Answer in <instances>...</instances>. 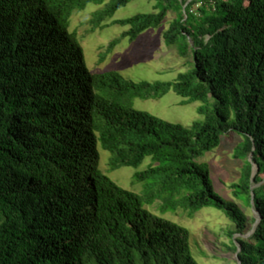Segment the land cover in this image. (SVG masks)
<instances>
[{
	"label": "trees",
	"instance_id": "trees-1",
	"mask_svg": "<svg viewBox=\"0 0 264 264\" xmlns=\"http://www.w3.org/2000/svg\"><path fill=\"white\" fill-rule=\"evenodd\" d=\"M131 1L0 0V264H197L188 229L145 204L189 215L214 206L240 233L243 211L199 161L230 131L244 137L235 158L252 154L234 187L261 217L249 239L238 238V264H264V0H153L156 12L101 25ZM89 3L102 5L96 27L128 26L121 37L130 41L174 12L164 38L179 56L192 54V68L154 82L91 72L68 30ZM170 90L202 101L204 121L184 126L132 105ZM98 145L111 170L149 158L134 174L142 195L101 171Z\"/></svg>",
	"mask_w": 264,
	"mask_h": 264
},
{
	"label": "rangeland",
	"instance_id": "rangeland-1",
	"mask_svg": "<svg viewBox=\"0 0 264 264\" xmlns=\"http://www.w3.org/2000/svg\"><path fill=\"white\" fill-rule=\"evenodd\" d=\"M202 1L196 4L200 7ZM102 5L89 3L84 9L75 10L70 17L68 30L75 31L84 55L87 68L93 73L109 70L118 71L125 79L133 81L147 80L174 81L178 74L190 70L193 66V56L181 57L175 48L166 44L164 31L168 28L174 12L169 11L160 26L148 28L138 38L130 41L121 37L128 26L112 24L106 27H96L92 20L93 13ZM153 0H132L119 8L114 15L102 22L109 24L114 19H124L137 13L156 12ZM120 38L114 48L107 52L110 43ZM104 55V58H101ZM184 98L170 90L159 98L133 99L135 109L147 111L163 120L190 126L196 121H204L205 115L199 112L202 101L183 103ZM211 108V104L208 106ZM233 114L230 113V121ZM242 134L230 131L221 137L216 148L205 152L199 161L209 166L210 177L215 191L225 200L238 205L245 215V223L239 233L238 226L223 209L206 206L189 215L187 211L178 209L175 212H162L161 201L145 204V208L154 214L177 222L189 231L191 252L197 264H238L237 251L234 249L238 238L249 239L254 232L257 212L250 203L248 194L234 185L241 184V178L246 173L249 159L234 156L236 146L243 141ZM99 168L120 187L142 195L144 183L135 181L134 174L147 167L149 158L137 167L122 166L109 169L110 152L98 145ZM253 170L255 165L253 164ZM253 174V173H252ZM259 184L251 180L250 188ZM238 190V191H237ZM237 191V192H235Z\"/></svg>",
	"mask_w": 264,
	"mask_h": 264
},
{
	"label": "water",
	"instance_id": "water-1",
	"mask_svg": "<svg viewBox=\"0 0 264 264\" xmlns=\"http://www.w3.org/2000/svg\"><path fill=\"white\" fill-rule=\"evenodd\" d=\"M251 159H252V154L250 155V160H251ZM253 164L255 165V170H253L252 181H253L254 176H255V174L257 173V169H258L257 166H256V164H255L254 162H253ZM256 212H257V211H256ZM260 219H261V217H260L259 213L257 212V220H256V223H255V228H256V226L258 225ZM255 228H254V230H255ZM239 251H240V247H239V250H238V252H237V255H238Z\"/></svg>",
	"mask_w": 264,
	"mask_h": 264
}]
</instances>
